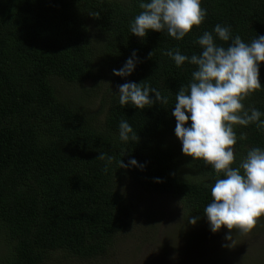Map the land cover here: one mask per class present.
<instances>
[{"label": "trees", "instance_id": "obj_1", "mask_svg": "<svg viewBox=\"0 0 264 264\" xmlns=\"http://www.w3.org/2000/svg\"><path fill=\"white\" fill-rule=\"evenodd\" d=\"M201 7L205 20L177 41L166 32L130 33L139 0H0V264H50L59 251L81 259L107 254L136 227L142 199L134 187L172 197L188 219L208 224L204 208L218 177L181 153L171 115L195 66L178 68L165 52L199 53L195 38L218 23L250 43L264 35V0H201ZM134 50L132 74L114 75ZM102 74L108 85L100 111L85 102L94 90L82 87L83 99L66 90ZM128 81L158 89L168 104L122 108L116 93ZM260 81L264 86V63ZM243 104L264 112V87ZM121 120L138 141L119 139ZM234 130L237 167L250 148H264V131L254 124ZM100 152L113 157L107 170ZM130 158L145 167L119 168ZM146 227L156 229L155 221Z\"/></svg>", "mask_w": 264, "mask_h": 264}, {"label": "clouds", "instance_id": "obj_2", "mask_svg": "<svg viewBox=\"0 0 264 264\" xmlns=\"http://www.w3.org/2000/svg\"><path fill=\"white\" fill-rule=\"evenodd\" d=\"M139 8L142 11L129 25L130 33L139 38L155 31L183 40L207 15L201 0H139ZM194 44L199 53L182 54L178 47L165 52L178 68L185 63L195 66L189 83L181 85L175 93L171 108L176 120L174 133L183 155L192 161L202 160L215 171L218 178L211 186L212 200L204 208L203 216L212 233L224 227L228 230L225 239L231 240L233 229L247 234L256 226L257 218L264 215V148H250L238 166H232L236 160L233 146L237 142L234 126L254 124L257 130L264 131L261 118L264 112L255 107L245 108L243 104L247 96L264 87L260 81L264 35H256L246 43L239 35H232L230 25L218 23L211 32L197 36ZM138 61L134 50L119 69H113V74L130 76ZM116 94L122 108L143 110L149 105L168 104L167 96L143 81L120 84ZM118 127L121 141H138L127 120H121ZM96 159L106 161L105 170L113 162L106 152H100ZM130 166L145 167L135 158H130L127 164L119 161V168ZM198 219L192 216L188 222L195 225Z\"/></svg>", "mask_w": 264, "mask_h": 264}, {"label": "rangeland", "instance_id": "obj_3", "mask_svg": "<svg viewBox=\"0 0 264 264\" xmlns=\"http://www.w3.org/2000/svg\"><path fill=\"white\" fill-rule=\"evenodd\" d=\"M106 81L102 74L95 82L89 79L83 85H66V90L80 99L85 96L83 88L94 90L85 102L100 111L103 98H107ZM94 83L98 85L95 88ZM131 193L142 199L136 206V227L123 233L107 254L81 259L59 251L50 264H264V215L247 234L233 229L231 240H226L228 230L222 227L213 239L207 232L208 224L198 220L190 224L174 198L136 187ZM151 220L156 229L146 227Z\"/></svg>", "mask_w": 264, "mask_h": 264}]
</instances>
